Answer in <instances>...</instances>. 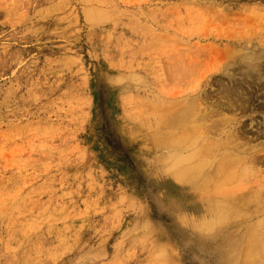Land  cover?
Here are the masks:
<instances>
[{"label":"rangeland","instance_id":"1","mask_svg":"<svg viewBox=\"0 0 264 264\" xmlns=\"http://www.w3.org/2000/svg\"><path fill=\"white\" fill-rule=\"evenodd\" d=\"M256 64L264 0H0V264H264V209L207 230L183 167L243 126L264 156Z\"/></svg>","mask_w":264,"mask_h":264},{"label":"bare ground","instance_id":"2","mask_svg":"<svg viewBox=\"0 0 264 264\" xmlns=\"http://www.w3.org/2000/svg\"><path fill=\"white\" fill-rule=\"evenodd\" d=\"M232 55H233V53L229 57H232ZM257 55H259V54H257ZM254 56H256V55L254 54ZM260 56H262V55H260ZM234 58H237V57H235V55H234ZM233 61L235 63V60H233ZM237 61H238V59H237ZM229 62H230V60H229ZM248 63L249 62H247V65H249ZM243 67L244 66H242V68ZM252 68H255V69L258 68V72H255V73H258V75H260L261 78L259 80H257V82L259 83V81H260V83H262V79L264 78L263 77L264 74L261 75L259 73L260 66L258 64H256L255 66L252 65ZM245 69H247V68H245ZM242 71H243V69H242ZM249 71L254 72L253 69H251V70L249 69ZM248 74L250 75L251 73H247L245 76H247ZM241 75H242V72H241ZM252 77H253V75H252ZM238 89L240 90V88H238ZM226 90L227 91L225 92L224 98L230 100L231 103H229V102L228 103L233 106V107L231 106L232 108L236 107L238 109V106H239V110H241V114L243 112L248 111L247 104L249 103V99H251V98L248 99V98L244 97L243 99L246 98V100H243L241 98V96L243 97V95H242L243 92L240 94L241 96L238 95L240 92L238 93L237 87H236V89L234 87L228 88V89L226 88ZM185 111H189V110L185 109ZM189 112H191V111H189ZM189 112L187 113L188 116L191 115ZM183 114H185V113L183 112ZM154 115H156V114H154ZM185 117H186V115H185ZM208 118L210 119L211 117H208ZM163 119H164V117H163ZM168 119L169 118H167V120ZM184 119L185 118H183V120ZM209 119H207L206 121H208ZM186 120H188L187 117H186ZM203 120H205V119H203ZM195 121L197 122V120H195ZM222 121H224V119ZM167 122H168L167 125L170 126L169 123L171 122V120L170 121L168 120ZM224 122L226 123V120ZM224 122H222V123H224ZM231 122H232V120H231ZM160 123L161 124L157 123L159 126V127L157 126L158 130H162L163 128H166L165 125L164 126L162 125V123H164V121H161ZM213 124H214V122H213ZM212 126H215V125H212ZM218 126H219V124H218ZM218 126H217V129L219 128ZM226 126H229V125H226ZM238 126H241V125H238ZM177 127H178V131L172 132V133H174L173 136L175 135L173 143H172V141H170L173 144V146H175L178 143H181V141H183L185 139H191V135L189 133L193 132L190 125L188 128H186L183 124L178 125ZM222 127H221V129H222ZM234 127H236V126H234ZM248 127H249V125H248ZM226 128L227 127H225V129ZM247 130H248V128H247ZM233 131L234 132L232 133V136H230L231 134L229 135V133L227 132L229 137H230V138H228V136H227V140H228L227 143L233 144L234 142H237L234 146H231V147L230 146L228 147L227 146L228 144L223 143V140H225L226 138H224L223 140L218 138L222 142L221 141L219 142L217 139L216 142L217 141L219 142V143L217 142V144H218L217 147L215 146L217 144H213V145L211 144L213 141L210 138H209L210 142L212 141L211 143L208 142L209 140H207V141H203V143L200 144L199 146L190 145L189 146L190 148L195 149V151L192 152L193 153L192 155H194V156L187 163V164H190V167H186L187 164L183 166V167H185V171L187 172V175L189 176V178L192 180V182H194L193 185L197 189L201 190V192L208 195L207 205H205V203L201 204V205L202 206L204 205L203 207H205V208L207 207L206 208L207 210L210 209L209 211L214 210L213 212H219L221 214V215H217L216 219H210L209 220V224H211V225H208L209 229H207V230H210V227L218 225L219 223L220 224H226V223H231V222H237V223H243L244 224L245 222H250L252 217L256 214V212H260L262 209H264V193H261L262 192L261 191L262 186H261V189L258 188V190L260 189V191H261L259 193V191L252 190L253 188L251 186H250V188H252V189L248 188L249 181L247 182V184L243 183L246 179H249L250 176H252L254 173H256V169L258 168L259 165L264 164V163H262V162H264V156L260 155L261 152L258 156H255L256 154H258V152L256 153V149L258 147L257 148L251 147V146L249 147V142L251 141L250 135H249L250 141L246 140L247 142H245V139L247 138V136H246V129H244V126L240 127L239 129L237 128L236 131L235 130H233ZM249 131L252 132V130H249ZM194 132H195V129H194ZM216 132H218V131H216ZM220 132L221 131H219V133ZM260 132H261V130H260ZM263 132H264V130H263ZM210 134H212V133H210ZM253 138L254 137H252V139ZM174 142H176V143L174 144ZM251 142H253V141H251ZM184 148L188 149V147L186 145L183 146V149ZM216 148L219 150H217ZM202 150H204V151H202ZM261 151H262V149H261ZM197 155H198V159H196ZM198 160H200V161L197 162ZM174 164L175 165L173 168L178 167V166H176L177 162H175ZM261 166H263V165H261ZM175 170H177V169H175ZM177 171H179V170H177ZM250 179H251V177H250ZM250 181H252V180H250ZM239 183L242 184L241 187L239 186ZM251 183H253V182H251ZM262 185L264 186V183ZM256 187H258L257 183H256ZM221 188H222V190H221ZM239 189H240V191H243V193L240 196H237L236 190L239 191ZM210 193H213V196H210L209 195ZM214 194H215V196H214ZM245 224H247V223H245ZM247 248H248V246H247ZM249 248L251 249L252 247H250V245H249ZM247 250H249V249H247Z\"/></svg>","mask_w":264,"mask_h":264}]
</instances>
